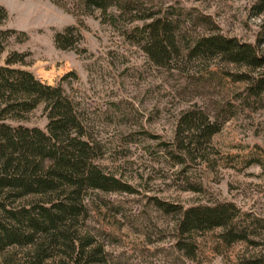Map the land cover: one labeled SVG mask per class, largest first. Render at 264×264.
<instances>
[{"label": "trees", "instance_id": "obj_1", "mask_svg": "<svg viewBox=\"0 0 264 264\" xmlns=\"http://www.w3.org/2000/svg\"><path fill=\"white\" fill-rule=\"evenodd\" d=\"M69 11L76 25L53 32L55 47L76 52L83 16L95 11L112 26L124 44L169 74L177 73L178 89L187 95L178 110L168 140L140 128L108 137L90 130L85 110L66 90L75 77L66 71L53 83L35 75L25 64V51L11 49L25 33L5 26L6 9L0 4V264H115L103 242L88 228L90 201L118 210L122 203L112 193H133L134 185L108 170L99 160L106 152L128 148L133 134L154 139L156 150L178 165L195 170L185 189L202 188L198 167L209 161L211 137L243 105L264 109V19L252 41L224 33L207 13L167 0H51ZM250 16L264 13V0H252ZM198 67L197 73L191 70ZM230 66H238L232 69ZM193 72V73H192ZM196 72V71H195ZM242 82L232 98L212 108L189 101L199 93L200 82L214 76ZM239 104V105H237ZM35 109L43 122L31 118ZM104 110L98 111L100 118ZM161 213L172 216L171 248L179 257L193 258L195 236L216 229L225 246L243 241L251 247L264 234V217L241 209L232 200L216 199L182 204L156 195L147 196ZM239 264H264V253L238 257Z\"/></svg>", "mask_w": 264, "mask_h": 264}, {"label": "rangeland", "instance_id": "obj_2", "mask_svg": "<svg viewBox=\"0 0 264 264\" xmlns=\"http://www.w3.org/2000/svg\"><path fill=\"white\" fill-rule=\"evenodd\" d=\"M194 7L209 14L224 33L252 41L264 13L250 16L252 0H167ZM6 9L5 26L25 33L21 43L4 51H25V66L39 78L53 83L66 71L75 77L66 80L65 90L78 99L85 110L90 130L102 140L144 128L168 140L172 136L177 112L188 102L178 89L179 74H169L149 63L144 55L124 44L118 32L95 14L83 16L79 52L54 46L52 35L67 24L76 25L74 16L51 0H0ZM264 47V44H263ZM238 69V66H230ZM197 73L198 67L190 68ZM193 73V72H192ZM242 82H231L218 75L200 82L199 93L189 101L212 108L232 98ZM239 105V104H237ZM104 110L100 118L98 111ZM31 118H43L35 109ZM127 149L113 152L105 141L106 152L100 162L130 181L133 193H112L115 210L102 203L99 195L90 201L88 228L103 242L107 257L115 264H239L242 254L264 253V234L255 247L243 241L222 244L217 230L195 236L193 258L179 257L171 248L172 216L161 213L147 196L189 204L228 199L241 209L264 217V109L239 105L211 137L209 161L198 167L202 188L185 189L186 177L195 170L179 171L154 139L133 134Z\"/></svg>", "mask_w": 264, "mask_h": 264}]
</instances>
